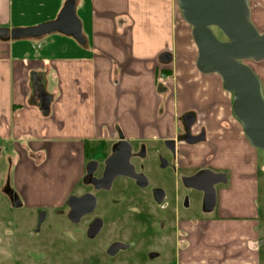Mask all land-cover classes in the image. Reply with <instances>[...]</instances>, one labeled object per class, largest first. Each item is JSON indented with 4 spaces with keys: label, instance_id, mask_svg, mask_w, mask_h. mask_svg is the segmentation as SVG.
<instances>
[{
    "label": "crops",
    "instance_id": "1",
    "mask_svg": "<svg viewBox=\"0 0 264 264\" xmlns=\"http://www.w3.org/2000/svg\"><path fill=\"white\" fill-rule=\"evenodd\" d=\"M66 1L0 0V28L53 20ZM74 1L83 44L59 32L0 39V158L20 168V184L30 174L49 173L37 189L47 186L56 195L47 203L34 200L28 184L29 204L60 206L84 172L88 145L107 152L119 134L159 143L182 133V117L190 113L192 131L202 129L203 139L177 144L178 167L225 174L230 183L204 211L208 216L182 223L176 264H261L260 151L246 139L221 77L197 70L177 0ZM248 5L251 23L264 33V0ZM163 53L170 54L168 63L160 61ZM34 77L52 96L48 115L37 106ZM58 166L67 174L58 175Z\"/></svg>",
    "mask_w": 264,
    "mask_h": 264
},
{
    "label": "water",
    "instance_id": "2",
    "mask_svg": "<svg viewBox=\"0 0 264 264\" xmlns=\"http://www.w3.org/2000/svg\"><path fill=\"white\" fill-rule=\"evenodd\" d=\"M177 3L183 20L191 28V37L197 49V70L202 74H217L221 77L223 87L232 93V111L241 123L246 139L254 148L264 152L262 85L255 72L245 63L246 60L256 62L264 60V33L259 32L250 21L248 0H177ZM214 29H217L224 39L218 38ZM55 32L71 36L81 44L84 43L74 0H67L53 20L30 27L0 28V39L40 38ZM170 60L169 53L160 55V61L168 63ZM34 81L37 106L44 115H48L52 96L38 85L35 77ZM193 122L194 119L188 124V131ZM202 139L203 137L186 142L194 144ZM119 143L129 146L125 141ZM108 168L106 166L102 179L95 180L104 182L105 188L115 176L110 174ZM219 182H226V175L209 170H201L184 179L187 187L203 192L204 211L214 208L216 203L214 185ZM11 200L15 208L21 206L17 194H12ZM95 201L91 193L70 196L67 201L70 218L77 220L83 214L91 212ZM39 213L46 212L40 210ZM97 224L99 223L96 222L90 227V236L99 230Z\"/></svg>",
    "mask_w": 264,
    "mask_h": 264
},
{
    "label": "rangeland",
    "instance_id": "3",
    "mask_svg": "<svg viewBox=\"0 0 264 264\" xmlns=\"http://www.w3.org/2000/svg\"><path fill=\"white\" fill-rule=\"evenodd\" d=\"M214 32L218 38L224 39L223 35L217 29H214ZM245 63L262 80L261 85L264 95V60L259 62L246 60ZM86 148L88 153L87 158L90 160L93 159L101 162L106 155V150L100 151L97 146L88 145ZM259 151L258 198L255 203L258 212L259 230L261 237L264 239V152ZM8 162V159L5 157L0 158V264H80L81 262L82 264H87L89 261L99 259L101 256L99 247H103L110 235L112 233L114 234L113 228L108 226V229L104 230L95 240H88L83 236L77 239L70 238L64 231L65 222L59 217L60 210L64 213V207L61 205L50 207L43 204L44 208L38 207L47 213V220L42 226V233L39 239L30 236L37 207L31 203L29 204L27 200L26 193L32 190L26 189L28 184L29 186L32 184L31 187L34 190V195L31 193L28 195L34 200L39 198L47 203L48 200L52 201L56 195L52 189L48 192L46 189L47 186L37 189L40 179L49 177V173H47L46 177H44L43 171H41L42 175L39 172L37 174H30L29 182L20 184L18 181H15L20 168L14 167V169H10ZM50 168L52 170L56 169V167L52 166ZM57 168L58 170L56 172H58V175L64 176V174H67L66 166H58ZM158 172H160L159 175L153 173L154 178L155 180L161 178L162 181L164 180V185L169 193L167 201L170 204L168 210H161L159 213L162 218L167 217L166 215L171 213L175 221V233L173 235L167 230L159 231L160 229L156 225L152 226L149 223H146L145 228L129 226L128 240L133 244L132 249L127 253H121L116 259H111L110 261L113 264H122L123 261L131 260L133 264H176L177 249L178 247H182V244L178 242V236L183 235L182 229L177 230L176 221H191L208 216L203 210V192L185 187L180 178L178 180L175 179L172 169H160ZM193 172H196V169L187 171L180 169L179 176ZM7 182L14 188L16 193L18 192L20 194L19 199L22 204L20 207H12L8 197L3 192L2 187ZM229 183L230 181H227V183L219 182L214 185L217 202L219 200V192L221 189L227 187ZM88 189L83 184H79L78 190L76 191H85ZM40 190L42 192H39ZM96 196L99 199L98 208L102 210L105 207V203L102 204L101 199L106 200L111 195L108 193L101 195L97 193ZM150 208L154 211L159 210V207L152 201H150ZM212 213L213 215H217V208ZM155 250L161 252L162 257L152 260L147 253ZM260 255L262 257L261 264H264V245L260 248Z\"/></svg>",
    "mask_w": 264,
    "mask_h": 264
},
{
    "label": "flooded vegetation",
    "instance_id": "4",
    "mask_svg": "<svg viewBox=\"0 0 264 264\" xmlns=\"http://www.w3.org/2000/svg\"><path fill=\"white\" fill-rule=\"evenodd\" d=\"M182 119L184 122L183 131L173 138L164 139L159 143L147 144L143 141H128L119 134L118 138L109 144L106 155L101 162L93 159L87 160L81 178L66 195L61 204L64 207V213L61 210L59 213V217L65 222L64 231L70 238L77 239L83 236L88 240H95L104 230L108 229V226L113 228L114 234L110 235L103 247H99L101 255L99 259L89 261L87 264H113L110 261L111 259H116L121 253L129 252L133 246L130 240H128L129 226L145 228L146 223H149L152 226L156 225L160 229L159 231L167 230L174 235V217L169 213L166 215L167 217L162 218L159 213L161 210H168L170 205L167 201L169 193L164 185V180L162 181V178L155 180L154 174L159 175L160 172L158 171L160 169L166 170L169 168L172 169L175 179L178 180L180 178L184 184L185 178L192 177L201 171L179 176L181 168L178 167L177 144L181 142L188 143L186 142L187 140H198L203 137L202 129L198 133H193L192 131V128L196 124L193 114L187 113ZM193 119L194 122L188 131L187 126ZM119 141H125L129 146L121 144ZM106 166L109 167L110 174L115 175L107 188L104 187V182L95 181L104 177ZM182 170L187 171V169ZM79 184H83L89 189L76 191ZM185 187L187 186L185 185ZM2 190L8 197L12 207H14L11 200L12 194H17L18 197L20 194L16 193L8 182L5 183ZM86 193H91L95 197L96 201L93 210L87 214H83L77 220H72L69 216L70 207L67 204L68 198L72 195L81 196ZM97 193H100V195L103 193L111 195L106 200L101 199L102 204L105 203V207L102 210L98 208L99 199L96 196ZM150 201L155 203L159 207V210L154 211L151 209ZM39 211L40 208H37L34 224L30 231V236L35 239L41 237L42 226L48 216L47 213L40 214ZM96 222L99 223L97 225L100 228L93 236H90V227ZM185 222L187 221H176L177 230ZM15 226L17 227L16 224ZM90 253L93 254L92 251ZM147 255L152 260L162 257L161 252L158 250L151 253L148 252ZM122 264L133 263L131 260L123 261Z\"/></svg>",
    "mask_w": 264,
    "mask_h": 264
},
{
    "label": "built area",
    "instance_id": "5",
    "mask_svg": "<svg viewBox=\"0 0 264 264\" xmlns=\"http://www.w3.org/2000/svg\"><path fill=\"white\" fill-rule=\"evenodd\" d=\"M164 77H163V74H160L159 76H158V79L159 80H162Z\"/></svg>",
    "mask_w": 264,
    "mask_h": 264
}]
</instances>
